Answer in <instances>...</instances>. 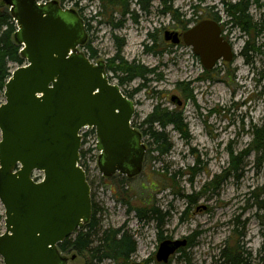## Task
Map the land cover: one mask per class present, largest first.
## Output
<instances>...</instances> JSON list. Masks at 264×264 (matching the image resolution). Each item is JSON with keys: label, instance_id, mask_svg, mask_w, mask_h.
Listing matches in <instances>:
<instances>
[{"label": "rangeland", "instance_id": "obj_1", "mask_svg": "<svg viewBox=\"0 0 264 264\" xmlns=\"http://www.w3.org/2000/svg\"><path fill=\"white\" fill-rule=\"evenodd\" d=\"M57 1L84 18L90 32L83 51L89 57L93 54L95 63L106 61L111 83L137 104L132 126L140 128L147 146L143 171L133 179L120 174L104 177L95 163L98 156L92 150L91 157L87 153L92 203L100 211L96 216L99 233L93 239L111 230L130 234L136 252L126 264H164L157 261L160 244L184 239L187 245L166 264H226L228 256L236 253L242 264H264V228L252 194L264 185V166L257 165L256 153L251 152L242 160L239 176L230 170L231 152L237 156L249 149L251 127L264 122V26L261 30L258 25L264 20V0H244L251 18L249 24L244 22L247 31L236 26L227 12L228 6L243 0H149V13L132 0L130 13L138 16L137 21L131 15L107 18L98 1L93 5L90 0H79L78 5ZM215 19L233 47L231 62L220 60L207 70L191 46L164 40L166 31L183 33L184 25L189 29ZM116 37L123 44L124 63L155 73L126 82V73L108 69L118 51ZM17 67L12 64L13 71ZM174 95L183 101L182 106L171 101ZM5 101L4 89L0 106ZM157 106L161 115L163 110L183 119L181 131L171 124L164 129L170 144L166 154L156 150V138L149 132L148 120ZM162 130L159 124L152 125L151 131ZM91 147V143L83 144L81 151ZM151 207L157 211L142 212L145 218L140 220L137 209ZM5 219L0 201V235L6 231ZM63 256L69 264H88L92 254ZM0 264H4L1 255ZM97 264L124 263L103 259Z\"/></svg>", "mask_w": 264, "mask_h": 264}, {"label": "water", "instance_id": "obj_2", "mask_svg": "<svg viewBox=\"0 0 264 264\" xmlns=\"http://www.w3.org/2000/svg\"><path fill=\"white\" fill-rule=\"evenodd\" d=\"M2 3L17 25L15 40L26 64L11 73L0 106V201L6 216L0 255L4 264H69L59 244L89 223L93 208L80 167V131L95 128L104 177L134 178L143 171L146 152L132 126L136 107L111 83L105 62L93 63L83 51L87 37L75 10L57 0ZM164 40L191 46L207 70L234 58L214 20L182 35L166 31ZM172 100L181 103L177 96ZM35 172L43 174L41 182L33 179ZM186 245V239L163 241L157 261L168 263Z\"/></svg>", "mask_w": 264, "mask_h": 264}, {"label": "trees", "instance_id": "obj_3", "mask_svg": "<svg viewBox=\"0 0 264 264\" xmlns=\"http://www.w3.org/2000/svg\"><path fill=\"white\" fill-rule=\"evenodd\" d=\"M66 1V0H62ZM68 2H73L74 0H67ZM225 3V1H224ZM166 11V10H165ZM229 16L233 22L241 28L243 31H247L244 26V22L250 23L251 18L248 14V4L245 1H240L234 5L228 6L227 10ZM215 21L219 22L218 19ZM261 30L264 26V20L258 23ZM184 30H187V25L183 26ZM246 29V30H245ZM17 31L16 23L14 22L12 15L9 11V7H5L3 3L0 4V91L5 89V85L9 80L11 73L13 71L12 64L17 66H23L25 60L22 58L20 50L21 47L15 40V33ZM118 42V51L116 56L111 59L110 67L108 69L116 71H121L126 73V82H130L135 77L145 78L147 74H154V70H147L142 66H129L127 63H124V59L121 58L123 44L119 43V38L116 37ZM148 51H151V48H148ZM90 58H94V55L91 54ZM115 69L112 67L116 66ZM127 65V66H124ZM138 67V68H137ZM124 82V79H122ZM145 85L140 87L143 88ZM137 91V90H136ZM160 107L155 108V112L151 116V119L148 120V124L151 125L149 132L151 135L156 138V150L161 154H166L170 150V144H168V136L165 134L164 129L168 124H175L177 130H182L183 119H181L179 114L164 112L162 110V115L158 113ZM157 123L163 128L162 131H151L152 125ZM251 132L253 140L249 145V149L244 152L239 153L237 156L231 152V162L230 170L239 176V171L243 170L242 160L247 157L251 152L256 153V163L258 166H264V122L261 125H253L251 127ZM168 144V147L166 146ZM88 151L84 149L81 151V160L82 166L88 169V161H86ZM88 173V172H87ZM88 175V174H87ZM88 177V176H87ZM90 186H92L91 181L88 178ZM256 202L257 216L259 217L262 227L264 228V185L257 188L252 193ZM139 212V219L143 220L145 218L142 212L155 213L157 209L151 207L149 210L146 209H137ZM99 209L96 205L93 204L92 208V217L89 223L80 231L76 233L74 237L67 238L63 243L59 244V250L63 253L76 252L77 254L87 251L92 254L91 259L88 264H97L103 259H114L115 261H122L124 264L128 263L131 256L136 252V242L133 237L121 230L115 231H105L102 234V237H99L97 240L93 239V236L99 232L96 230L99 226V222L96 219ZM262 212L260 215L259 213ZM262 249L264 250V244ZM226 264H242L239 255L231 254L227 258Z\"/></svg>", "mask_w": 264, "mask_h": 264}, {"label": "flooded vegetation", "instance_id": "obj_4", "mask_svg": "<svg viewBox=\"0 0 264 264\" xmlns=\"http://www.w3.org/2000/svg\"><path fill=\"white\" fill-rule=\"evenodd\" d=\"M75 1V3L74 4H76V5H78V1L79 0H74ZM95 1H98L99 2V5H100V7L99 8H101L100 9V11L103 13V11H104V13H105V15H107L106 17L107 18H110V17H112L113 18V16L114 15H116V14H120V16L122 17V18H124L126 15H131V17H132V19L134 20V21H137L138 20V16L135 14V13H133V12H131L130 13V8H129V4L132 2V0H126V1H124L123 2V0H90V4L91 5H93L94 4V2ZM136 4L138 5V7H139V9L140 10H142L144 13H149V9H150V6H151V1H149V0H136ZM73 10H75V12L77 13V20L78 21H80L82 24H83V27H84V33L86 34V42H85V45L88 43V40H89V32H90V30H89V28L87 27V24H86V22H85V20H84V18L79 14V12L75 9V8H72ZM161 13H163V14H165V11L164 10H162L161 11ZM166 13H168V12H166ZM100 16V15H99ZM119 27V26H118ZM188 30V29H187ZM187 30H185L183 33H181V32H179V31H171V32H178L180 35H182V34H184ZM229 42V41H228ZM167 43H171V42H167ZM181 43H184L183 41H181L179 44H181ZM172 44V43H171ZM178 44V45H179ZM85 45H84V47H85ZM174 46H177V45H174ZM84 47H83V49H84ZM234 56H235V54H234ZM234 59V58H233ZM101 61H103V60H101ZM105 62V66H106V70H107V64H106V61H104ZM219 62V61H218ZM216 65H217V62H216ZM216 65H215V67H216ZM214 67V68H215ZM108 72V71H107ZM128 82V81H127ZM135 95L132 93V95L130 96V97H134ZM175 96V95H174ZM177 96V95H176ZM173 97V96H172ZM178 98H179V101H181V103L179 104L177 101H173L172 100V98H171V101L173 102V103H175V104H177V105H179V106H182L183 105V101L180 99V97L179 96H177ZM133 101V100H132ZM133 103L135 104V102L133 101ZM136 105L137 104H135V107H136ZM135 114H136V111H135ZM135 114H134V117H135ZM133 117V118H134ZM173 127H174V129L175 130H177L176 129V127H175V124H171ZM134 128H135V130L137 131V132H139L140 133V135H141V141H140V143L142 144V145H144L145 147H146V152H145V157H144V163H143V168H144V164H145V160H146V154H147V146H146V144H145V142H144V140H143V132L142 131H140L139 129L140 128H137V126L135 127V126H133ZM178 131V130H177ZM117 174H119V173H117ZM120 175H123V176H125V177H127L128 179H133V178H129L127 175H124V174H120ZM139 176V175H138ZM137 177V176H136ZM135 178V177H134ZM187 243H188V240H187ZM77 257V256H76Z\"/></svg>", "mask_w": 264, "mask_h": 264}, {"label": "built area", "instance_id": "obj_5", "mask_svg": "<svg viewBox=\"0 0 264 264\" xmlns=\"http://www.w3.org/2000/svg\"><path fill=\"white\" fill-rule=\"evenodd\" d=\"M48 1L47 0H39V4H46ZM81 137H82V141L84 144H92V147L87 150L89 152V157L90 156V151L92 150L95 154V156H98L100 154V152L97 150V144H98V140H97V136L96 133L94 132L93 128L90 127H84L81 132ZM98 159V157H97ZM97 159L96 162L97 163ZM89 163V161H88ZM83 167V166H82ZM35 179L41 181L40 176L35 175Z\"/></svg>", "mask_w": 264, "mask_h": 264}]
</instances>
